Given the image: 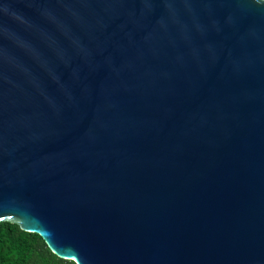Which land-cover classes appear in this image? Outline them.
Listing matches in <instances>:
<instances>
[{
  "label": "water",
  "instance_id": "obj_1",
  "mask_svg": "<svg viewBox=\"0 0 264 264\" xmlns=\"http://www.w3.org/2000/svg\"><path fill=\"white\" fill-rule=\"evenodd\" d=\"M75 264H264V0H0V221Z\"/></svg>",
  "mask_w": 264,
  "mask_h": 264
},
{
  "label": "trees",
  "instance_id": "obj_2",
  "mask_svg": "<svg viewBox=\"0 0 264 264\" xmlns=\"http://www.w3.org/2000/svg\"><path fill=\"white\" fill-rule=\"evenodd\" d=\"M0 264H75L54 254L41 236L10 220L0 221Z\"/></svg>",
  "mask_w": 264,
  "mask_h": 264
}]
</instances>
